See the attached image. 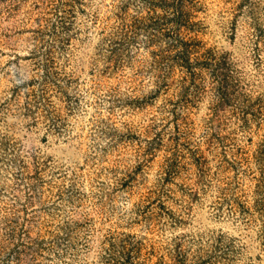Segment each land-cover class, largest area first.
I'll use <instances>...</instances> for the list:
<instances>
[{
    "label": "rangeland",
    "instance_id": "374dc122",
    "mask_svg": "<svg viewBox=\"0 0 264 264\" xmlns=\"http://www.w3.org/2000/svg\"><path fill=\"white\" fill-rule=\"evenodd\" d=\"M55 5L0 0V264H102L123 235L139 264H264V0H194L181 30L231 60L216 113L208 75L172 113L146 49L108 51L139 0Z\"/></svg>",
    "mask_w": 264,
    "mask_h": 264
},
{
    "label": "trees",
    "instance_id": "16d2710c",
    "mask_svg": "<svg viewBox=\"0 0 264 264\" xmlns=\"http://www.w3.org/2000/svg\"><path fill=\"white\" fill-rule=\"evenodd\" d=\"M139 1L141 7H138V10L133 14L126 15L124 14L126 12L123 11L124 6L123 8L119 7V12L115 14L117 17L116 27L112 33L115 38H106L108 51L110 53L117 52V62H122L120 52L126 45L136 49L142 46L146 49L148 54L147 70L154 74L153 77L156 80L157 90L155 92L160 88L167 89L171 80L176 82L178 94L177 99L171 102L172 113H175L176 108L174 107L182 108L192 102L198 93L205 90L206 75L209 78L208 88L213 90L215 96L213 113L230 103L231 95L235 91L233 89L238 88L240 84L239 80L234 78V69L229 56L203 48L199 41L185 38L181 34L182 29H190L195 25L191 21L190 13V9L194 7V0ZM57 3L58 0H56L55 9ZM140 9L142 10L140 11ZM137 37L140 38V41L135 40ZM175 72L178 73V76L173 79ZM235 94L238 96V92ZM134 101L141 104L144 98L141 101L139 98ZM234 104L240 108L241 114L248 113L239 101ZM193 160L202 173L199 157L193 155ZM173 168L174 163H167L164 173L167 176L172 175ZM261 201L256 199L255 206L262 218L260 232L264 242V201ZM240 211L245 212L246 210L241 207ZM136 244L137 241L128 235H123L117 240L111 236L108 246L104 248L102 264H139L140 249L138 246L136 247Z\"/></svg>",
    "mask_w": 264,
    "mask_h": 264
}]
</instances>
